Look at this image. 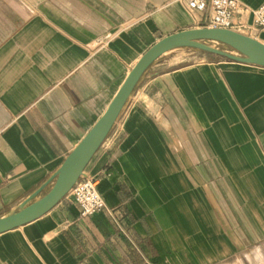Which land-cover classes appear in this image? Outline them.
Here are the masks:
<instances>
[{"label":"crops","instance_id":"crops-1","mask_svg":"<svg viewBox=\"0 0 264 264\" xmlns=\"http://www.w3.org/2000/svg\"><path fill=\"white\" fill-rule=\"evenodd\" d=\"M190 28L179 0H0V218L44 196L141 55ZM85 171L107 208L83 218L66 195L0 233V264H264V67L168 50Z\"/></svg>","mask_w":264,"mask_h":264},{"label":"water","instance_id":"water-1","mask_svg":"<svg viewBox=\"0 0 264 264\" xmlns=\"http://www.w3.org/2000/svg\"><path fill=\"white\" fill-rule=\"evenodd\" d=\"M210 41L228 45L237 54L213 46L208 43ZM175 47L196 48L225 56L234 61L264 67V42L232 29L190 28L163 37L141 55L106 111L56 171L51 189L44 196L18 211L1 217L0 233L17 228L43 215L68 195L74 184L86 170L94 154L107 138L145 71L158 57Z\"/></svg>","mask_w":264,"mask_h":264},{"label":"built area","instance_id":"built-area-1","mask_svg":"<svg viewBox=\"0 0 264 264\" xmlns=\"http://www.w3.org/2000/svg\"><path fill=\"white\" fill-rule=\"evenodd\" d=\"M179 1L186 7L196 28L232 29L238 32H243L253 26L264 28V5L249 9L240 0ZM249 13L252 14L251 23H248L244 18ZM68 195L80 206V216L83 218L90 217L107 208L99 190L98 176L86 171L82 173Z\"/></svg>","mask_w":264,"mask_h":264},{"label":"rangeland","instance_id":"rangeland-1","mask_svg":"<svg viewBox=\"0 0 264 264\" xmlns=\"http://www.w3.org/2000/svg\"><path fill=\"white\" fill-rule=\"evenodd\" d=\"M241 33H243V32H241ZM244 34H246V33H244ZM208 43L213 45V46H217V47H219L221 49H225V50H228L230 52L236 53V51L235 50L233 51V49L231 47H229L228 45H225V44H222V43H219V42H216V41H210Z\"/></svg>","mask_w":264,"mask_h":264},{"label":"bare ground","instance_id":"bare-ground-1","mask_svg":"<svg viewBox=\"0 0 264 264\" xmlns=\"http://www.w3.org/2000/svg\"><path fill=\"white\" fill-rule=\"evenodd\" d=\"M217 47V46H216ZM234 51V50H233ZM138 61V60H137Z\"/></svg>","mask_w":264,"mask_h":264}]
</instances>
